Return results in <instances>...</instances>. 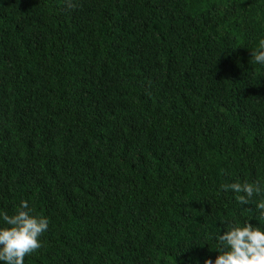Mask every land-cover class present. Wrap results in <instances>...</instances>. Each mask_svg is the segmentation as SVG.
<instances>
[{"label":"trees","instance_id":"1","mask_svg":"<svg viewBox=\"0 0 264 264\" xmlns=\"http://www.w3.org/2000/svg\"><path fill=\"white\" fill-rule=\"evenodd\" d=\"M264 0H0V211L48 218L24 264H203L264 229ZM264 196V193L261 194Z\"/></svg>","mask_w":264,"mask_h":264},{"label":"clouds","instance_id":"2","mask_svg":"<svg viewBox=\"0 0 264 264\" xmlns=\"http://www.w3.org/2000/svg\"><path fill=\"white\" fill-rule=\"evenodd\" d=\"M253 62L264 67V37L260 38L256 50L251 53ZM224 192L231 191L235 201L247 205L254 196L256 215L264 220V188L259 180L221 185ZM47 217L32 214L28 203L21 200L16 211L9 215L0 211V264H24V257L41 246L40 236L47 231ZM216 252L214 259H205L203 264H264V229L249 223L233 222L214 237Z\"/></svg>","mask_w":264,"mask_h":264}]
</instances>
